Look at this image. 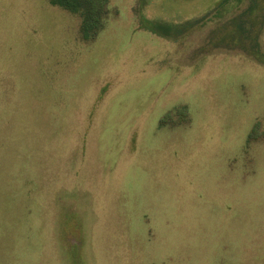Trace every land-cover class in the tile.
Wrapping results in <instances>:
<instances>
[{
    "label": "rangeland",
    "instance_id": "1",
    "mask_svg": "<svg viewBox=\"0 0 264 264\" xmlns=\"http://www.w3.org/2000/svg\"><path fill=\"white\" fill-rule=\"evenodd\" d=\"M51 1L0 0V264H264V0Z\"/></svg>",
    "mask_w": 264,
    "mask_h": 264
},
{
    "label": "trees",
    "instance_id": "2",
    "mask_svg": "<svg viewBox=\"0 0 264 264\" xmlns=\"http://www.w3.org/2000/svg\"><path fill=\"white\" fill-rule=\"evenodd\" d=\"M103 1L105 0H52L51 2L53 5H59L73 12H81L85 7L89 15L85 16L84 25L88 28V25H92L94 22L92 21L94 19H92L91 14L100 11ZM85 34L87 35L86 31Z\"/></svg>",
    "mask_w": 264,
    "mask_h": 264
}]
</instances>
